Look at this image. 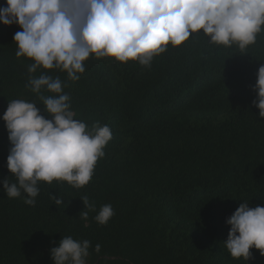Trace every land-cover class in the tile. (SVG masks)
I'll list each match as a JSON object with an SVG mask.
<instances>
[{
	"label": "trees",
	"instance_id": "trees-1",
	"mask_svg": "<svg viewBox=\"0 0 264 264\" xmlns=\"http://www.w3.org/2000/svg\"><path fill=\"white\" fill-rule=\"evenodd\" d=\"M20 30L0 24V116L19 99L51 119L40 96L55 94L28 86L44 74L62 81L74 119L89 130L107 125L112 138L83 187L39 181L29 206L26 194L9 198L0 184V264H53L50 248L67 236L90 241L88 264H264L258 250L232 258L223 243L240 203L264 206V118L252 103L264 26L245 49L193 34L149 66L90 55L76 81L59 69L29 73L34 61L16 56ZM10 146L0 120V180L15 183ZM50 193L64 203L54 205ZM85 196L95 211L84 208ZM105 204L114 215L102 225L94 217Z\"/></svg>",
	"mask_w": 264,
	"mask_h": 264
},
{
	"label": "clouds",
	"instance_id": "clouds-1",
	"mask_svg": "<svg viewBox=\"0 0 264 264\" xmlns=\"http://www.w3.org/2000/svg\"><path fill=\"white\" fill-rule=\"evenodd\" d=\"M0 24L21 29L13 41L18 58L34 61L29 73L39 67L59 69L76 81L90 55L149 66L168 45L179 46L193 34L204 35L212 44L245 49L264 26V0H5ZM256 77L252 103L264 118V64ZM28 86L33 93L43 89L55 94L40 96L51 119L42 116L34 102L8 103L0 120L11 145L6 167L16 182L5 178L0 184L7 197L23 192L25 204L34 206L39 181H65L74 188L88 184L112 133L107 125L94 124L89 130L74 119L59 77H30ZM50 199L54 205L64 203L58 193H50ZM81 201L88 211L96 210L86 196ZM88 211L79 213L81 219L87 220ZM113 215L112 205L105 204L94 219L103 225ZM225 223L230 228L223 243L232 258L248 260L250 249L264 256V206L250 208L242 202ZM89 247L88 240L63 237L50 248V257L53 264H86ZM94 250L99 252L100 245Z\"/></svg>",
	"mask_w": 264,
	"mask_h": 264
},
{
	"label": "rangeland",
	"instance_id": "rangeland-1",
	"mask_svg": "<svg viewBox=\"0 0 264 264\" xmlns=\"http://www.w3.org/2000/svg\"><path fill=\"white\" fill-rule=\"evenodd\" d=\"M86 264H88V263H86Z\"/></svg>",
	"mask_w": 264,
	"mask_h": 264
}]
</instances>
